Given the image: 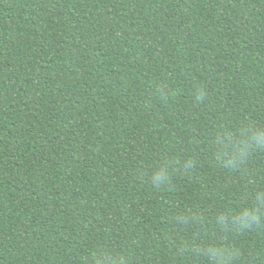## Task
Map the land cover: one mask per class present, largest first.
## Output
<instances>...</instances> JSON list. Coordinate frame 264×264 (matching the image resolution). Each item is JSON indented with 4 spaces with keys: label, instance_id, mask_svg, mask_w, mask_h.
I'll use <instances>...</instances> for the list:
<instances>
[{
    "label": "trees",
    "instance_id": "16d2710c",
    "mask_svg": "<svg viewBox=\"0 0 264 264\" xmlns=\"http://www.w3.org/2000/svg\"><path fill=\"white\" fill-rule=\"evenodd\" d=\"M0 264H264V0H0Z\"/></svg>",
    "mask_w": 264,
    "mask_h": 264
}]
</instances>
